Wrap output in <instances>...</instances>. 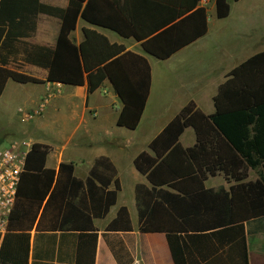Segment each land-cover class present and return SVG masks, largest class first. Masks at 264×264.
<instances>
[{
  "label": "trees",
  "instance_id": "16d2710c",
  "mask_svg": "<svg viewBox=\"0 0 264 264\" xmlns=\"http://www.w3.org/2000/svg\"><path fill=\"white\" fill-rule=\"evenodd\" d=\"M41 1L3 0L0 4V98L10 80L24 85L44 83L11 70V58L15 63L23 60L45 69L49 83L86 87L88 95L110 81L124 105L118 126L129 131L138 129L145 113L152 86L151 66L145 57L112 44L97 31L85 30V41L75 45L71 34L78 21L83 19L123 38H133L142 43L147 54L161 61L171 59L209 30L208 10L198 7L200 0L188 7V12L173 10L171 0H69L66 9ZM216 6L219 19L229 17L230 0H216ZM40 15L61 21L54 48L23 41L37 32ZM214 102L216 112L210 116L190 102L150 144L153 154L143 152L135 160L137 170L152 185L137 187L140 231L165 234L177 264V246L188 256L184 262L198 264L199 245L203 240H212L215 231L243 230L245 223L254 221L258 233L264 223V53L232 70ZM189 128L194 129L197 144L185 148L181 137ZM50 151L48 146L34 144L9 230L16 221L22 198L42 203L50 196L53 200L59 184L64 182L75 186L71 207L76 199L79 224L71 227L96 231L94 219L109 213L121 190L115 166L108 158H100L83 181L75 177L73 164H62L58 173L46 169ZM252 172L258 175L255 182L250 180ZM219 174L235 183L229 192L206 187L210 177ZM112 185L114 190H110ZM28 212L22 206L21 213ZM108 229L131 231L127 208L119 211ZM243 242L247 243L246 238Z\"/></svg>",
  "mask_w": 264,
  "mask_h": 264
},
{
  "label": "crops",
  "instance_id": "0c3cea01",
  "mask_svg": "<svg viewBox=\"0 0 264 264\" xmlns=\"http://www.w3.org/2000/svg\"><path fill=\"white\" fill-rule=\"evenodd\" d=\"M231 1V13L226 19L218 18L216 0L206 6L199 4L198 7L208 10L207 35L167 61L147 54L142 43L133 38H123L83 19L78 21L71 34L75 45L80 46L85 41V30L97 31L112 44L122 45L127 51L145 57L151 66L152 86L147 107L138 129L130 133L118 126L124 105L110 81L88 95L86 87L49 83L45 69L23 60L15 63L11 58L8 66L11 70L44 83L24 85L12 80L7 83L0 100L9 96L20 99L21 105L19 116H15L6 133L50 147L46 169L58 173L62 164H73L75 177L83 181L98 159L108 158L117 170L121 190L109 213L94 219L96 231L71 227L79 224L76 199L75 206L71 207L75 187L71 183H60L53 200L50 196L42 203L22 198L11 230L0 236V264H177L165 234H142L140 231L137 187L151 188L152 185L137 170L135 160L143 152L153 154L150 144L190 102H195L204 114L213 115L216 112L214 99L227 75L251 57L264 53V0ZM171 2L173 10L188 12V7L196 0ZM41 3L66 9L69 0H42ZM60 31V20L40 15L37 32L23 41L54 48ZM97 95L103 97L104 104L97 103L94 99ZM51 123L55 128L47 130L51 129L48 126ZM181 143L185 148L197 144L194 129L186 130ZM250 180L257 181L258 175L252 172ZM57 185L58 182L53 190ZM233 185L235 183L228 182L222 174L206 182V187L215 191L229 192ZM114 189L112 185L110 190ZM22 206L29 212L21 213ZM122 208L129 212L131 231H109L108 227ZM243 227V230L219 229L213 233L212 240H203L199 245L198 264H246L245 249L248 264H264V223L258 233H255L257 224L254 221ZM176 254L180 264H189L184 262L188 256L183 254L181 246H177Z\"/></svg>",
  "mask_w": 264,
  "mask_h": 264
},
{
  "label": "built area",
  "instance_id": "2783aa9c",
  "mask_svg": "<svg viewBox=\"0 0 264 264\" xmlns=\"http://www.w3.org/2000/svg\"><path fill=\"white\" fill-rule=\"evenodd\" d=\"M211 0H200L206 6ZM34 143L20 139L9 141L0 149V236L7 234L10 218L17 201L22 175Z\"/></svg>",
  "mask_w": 264,
  "mask_h": 264
},
{
  "label": "rangeland",
  "instance_id": "374dc122",
  "mask_svg": "<svg viewBox=\"0 0 264 264\" xmlns=\"http://www.w3.org/2000/svg\"><path fill=\"white\" fill-rule=\"evenodd\" d=\"M230 2L232 1L230 0ZM99 96L100 95H97L94 99L97 100V103L104 104L105 100L103 99V97L101 99ZM20 105L21 101L17 98L11 99L8 96L7 98L0 100V149L7 146L10 140H18L23 138L19 135L17 136L11 133H6V131L10 127V124L14 123L15 116H19L18 108L20 107ZM48 126L51 127V129L47 130H53V128H55L52 123ZM113 132H116V129ZM127 132L130 133V131ZM117 136L120 137L119 135Z\"/></svg>",
  "mask_w": 264,
  "mask_h": 264
}]
</instances>
